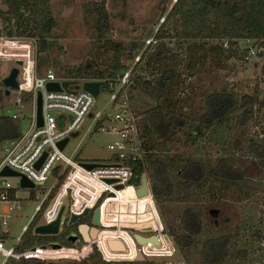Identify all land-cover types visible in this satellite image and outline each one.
I'll list each match as a JSON object with an SVG mask.
<instances>
[{
	"label": "rangeland",
	"instance_id": "374dc122",
	"mask_svg": "<svg viewBox=\"0 0 264 264\" xmlns=\"http://www.w3.org/2000/svg\"><path fill=\"white\" fill-rule=\"evenodd\" d=\"M88 1L90 0H46L53 18V25L44 36V41L41 42L45 46L43 50L35 44L34 37L21 36L20 38V36L0 33L2 37L18 40L13 44L0 46L3 52L0 55L3 58V60L0 59V77L7 73L10 66H18L13 59L4 58L11 57V53L25 51L22 46L24 44H30L29 48H31L38 73L51 69L58 75L66 76L67 69L87 64L89 61L103 67L113 55V44L122 46L119 56L128 67L129 76L134 73L144 78L154 79L155 74H150L151 70L163 65L169 66L173 62L171 52L177 51V44L172 34L179 29L178 20L170 18L163 22L162 28L170 36L165 35L163 38L155 39L154 33L174 0H105L108 14L105 39L112 41L110 46L105 45L103 39L97 36L96 16L86 11ZM27 15L29 20H34L36 16L31 12H27ZM150 43L155 46V50L157 47L161 48V51L166 48L164 54L160 56V60L144 56L139 63L140 68L133 70L138 55ZM190 44H186L181 52L178 51L179 78L185 76L181 72V67ZM243 44V41H239L240 46ZM257 51L259 53L240 61L225 56L216 40L198 42L193 45V65L190 69L191 74L185 77L184 90L180 89V80L171 87V92L177 99L181 100L185 97L195 107L198 106L205 92L215 89L231 91L237 99H241L244 95H252L253 92L256 96L253 112L246 121L239 122L238 116L233 114L221 125L207 130L194 142L185 139L186 128H184L177 131L173 139L165 143L163 148L165 152H179L182 156L190 155L204 160L207 165H210L217 156H225L234 166L241 168L245 175L243 180L235 183H221L206 176L199 186L186 187L175 170L170 171L169 177L174 183L172 194L157 203L154 201V207L164 231L172 240L170 232L181 230L179 219L182 210L187 206L194 207L202 222V229L193 237L192 245L182 249L174 246V257L182 258L186 264H203L200 256L202 241L208 236L223 232L232 234L235 241L231 246L232 254L218 264H257L264 257L262 239L255 240L250 236L256 228L264 230V223L258 218L264 203V158L256 157L249 149L251 142L264 146V73L261 69L264 64V45ZM128 52L131 57L128 56ZM129 84L123 88V91L127 95L128 105H131L133 109L142 110L146 105L157 100L147 93H141V98L138 99L135 92L140 88L128 91ZM112 91L108 87H99L89 114L85 115L79 126L68 135V140L62 148L65 156L90 161H102L109 157L110 150L107 144L114 141L116 135L93 130L92 125L95 113L116 109L110 99ZM129 93L130 96H128ZM18 94L16 88H10L2 100L0 112L9 114L18 110L26 111L18 104ZM51 113L56 114L57 111L52 110ZM139 116L141 118L140 114ZM25 124L26 121L22 120L21 127ZM253 149L257 151L255 147ZM7 180L15 187L20 207L10 212L9 217L5 218L7 227H0V231L4 232L1 234V245L4 248L13 246L17 242L24 227L36 212L35 206L54 184V179L49 178L40 184L44 187L43 190L37 187L32 190L18 187L19 176L10 175L7 176ZM30 191H34V194L30 195ZM65 215L64 212L62 218ZM39 221L44 220L40 218ZM142 233L146 234L150 231ZM238 248L245 251L244 256L236 252ZM120 257L110 260L111 264H147L149 259L141 258V262L135 263L131 261L135 259ZM85 258L86 255L83 257L80 255L77 257L54 256L43 262L46 264H91L90 260ZM152 259L160 261L161 257ZM2 261L3 255L0 252V264Z\"/></svg>",
	"mask_w": 264,
	"mask_h": 264
},
{
	"label": "trees",
	"instance_id": "16d2710c",
	"mask_svg": "<svg viewBox=\"0 0 264 264\" xmlns=\"http://www.w3.org/2000/svg\"><path fill=\"white\" fill-rule=\"evenodd\" d=\"M86 11L96 16L97 36L103 39L105 45L110 46L112 41L105 39L108 27L105 0L88 1ZM27 12L36 15L34 20H29ZM170 18H176L179 22V29L172 34L177 44V51L171 52L173 62L169 66L163 65L151 70L150 74H155L154 79L132 73L128 88V91H133L137 87L140 88L139 91L135 92L138 99L141 98V93H147L157 99L142 110H135L129 105L136 114L141 115L143 154L151 181L152 197L156 203L162 199H167L173 192L174 183L169 177L170 171L175 170L186 187L199 186L206 176L221 183H235L244 179V171L234 166L225 156H217L210 165H207L202 159L190 155L182 156L179 152L167 153L163 148L167 141L173 139L177 131L184 128H186L184 131L185 139L194 142L198 137L203 136L207 130L216 125H221L233 114L238 116L239 122L246 121L253 112V105L256 101L254 92L252 95H244L241 99H237L231 91L224 89L207 91L198 106L195 107L185 97H182L181 100L177 99L171 92V87L180 80V89L184 90L185 77L191 74L190 69L193 65V45L198 42L205 43L208 40H216L225 56L240 61L249 58L250 49H255V54H257L259 53L258 48L264 45V0H174L154 33L155 39L163 38L165 35L170 36L162 28L163 22ZM0 21V33H6L8 36L34 37L35 44H38L40 50L44 49L45 46L41 42L44 41V36L47 35L53 25V18L46 0H0ZM155 39L154 41H156ZM239 41L244 42L243 46L239 45ZM223 42H226V46L222 45ZM188 43L191 44L185 53L186 57L181 67V72L185 76L179 78L178 51L181 52ZM154 47L151 43L146 45L138 55L133 70L139 67L144 56L160 60V56L162 57L166 48L161 51V48L157 47L155 50ZM121 49H123L121 45L113 44V55L103 67H100L96 62L89 61L87 64H80L77 67L67 69L66 76L103 80L104 83L101 87L106 88L108 79L113 80L128 69L120 59L119 51ZM128 56L131 57L130 52H128ZM261 69L264 73V64H262ZM4 87L0 77V110L2 109V100L5 97ZM122 90L119 88L113 102L119 99ZM18 93V100L22 104L30 101L28 92L21 91ZM130 95L129 93L128 96ZM21 121L19 116L12 117L11 113L0 112V143L6 139L19 136ZM254 147L257 151H254ZM249 149L256 157L264 158V146L251 142ZM140 171L141 166L136 164L135 179L139 176ZM30 192V195L34 194V191ZM258 218L264 223V203ZM38 219L39 212L36 211L14 244L16 251L50 242H58L66 246L71 245L67 236L70 232H76V224L63 223L61 229L55 234H37L33 232V227L37 224ZM87 219V216H84L79 218L78 222H85ZM179 223L181 230L177 232L172 230L170 235L174 246L182 249L192 245L193 237L202 229V222L194 207L187 206L182 210ZM250 236L255 240L262 239L264 250V230L261 231L256 228ZM234 241V236L226 232L205 238L200 247L202 263L218 264L221 262L225 257L232 254L231 246ZM236 252L240 256L245 255V251L240 248ZM86 258L90 260L91 264H111L112 261L105 260L95 246ZM131 261L136 263L142 260ZM4 264L46 263L35 258L19 257L14 259L8 257ZM147 264H152V260L148 259ZM257 264H264V257Z\"/></svg>",
	"mask_w": 264,
	"mask_h": 264
},
{
	"label": "built area",
	"instance_id": "2783aa9c",
	"mask_svg": "<svg viewBox=\"0 0 264 264\" xmlns=\"http://www.w3.org/2000/svg\"><path fill=\"white\" fill-rule=\"evenodd\" d=\"M21 38V37H20ZM16 38L0 36V46L13 44ZM30 44L22 45L25 51L11 53V57L4 59H20L18 64L16 80L17 91H26L30 95V101L20 107L26 111L11 112L12 117L19 116L26 121L24 127H20L19 136L6 139L0 143V170L7 167L23 174L34 186L33 189L41 187L40 184L49 178L54 179V184L47 190L46 194L35 206L39 212L37 224L47 223L53 220L62 206L58 231L62 224L87 225L95 227V235H89L87 241L81 238L76 228L79 245L71 242V245L52 247L50 243L33 245L16 251L14 245L4 248L1 245L0 252L3 255L4 264L8 257L18 259L19 257L35 258L40 260L51 259L54 256H87L95 246L105 260H114L126 257L136 259L137 252L142 258H149L152 264H186L182 258H175V247L173 241L164 231L159 215L154 207V200L150 189V177L148 175L147 163L144 158L142 146L143 134L141 118L128 105L125 92L119 95V99L113 102L119 88H124L130 81L128 71L121 76L107 81V87L113 90L110 93L112 105L116 109L103 113H95L92 129L114 133L116 138L107 144L110 155L106 160H84L65 156L62 148L68 140L70 132L74 131L83 117L89 114L94 96L82 87L85 80H99L88 78H71L58 75L51 69L44 72L36 71V64L31 54ZM226 46V42L222 43ZM0 49V55H2ZM255 51L250 49L249 57L254 56ZM0 59L3 60L2 57ZM67 80L65 87L48 90L45 87L47 81ZM103 81V80H102ZM104 83V81H103ZM103 85V84H102ZM101 86V85H100ZM99 86V87H100ZM40 93L41 124L36 122V94ZM57 111L52 114L51 111ZM67 137L62 148L58 142ZM43 155L38 165L35 162ZM91 162L93 166L87 168L83 163ZM141 166V171L135 179V165ZM8 175H0V227L6 228V217L9 213L19 209L20 204L16 197V190L7 180ZM144 177L146 192L137 195L136 191L141 185ZM112 179L107 181L106 179ZM120 184V187H116ZM18 187L19 180H18ZM128 192L125 194V190ZM13 190V192H11ZM50 195V196H49ZM49 196V197H48ZM87 212L78 217L75 222L68 223L71 214H80L84 209ZM98 210V223L93 222L94 210ZM66 213L62 218V214ZM87 216V221L78 222L81 217ZM149 225L150 230H140L141 227ZM25 229V227H24ZM23 229V230H24ZM57 231V232H58ZM150 233H142L148 232ZM134 233L143 236L155 235L157 243H139L134 238ZM89 234V233H88ZM107 239L119 240L123 250L109 249ZM153 257H161V260H153Z\"/></svg>",
	"mask_w": 264,
	"mask_h": 264
},
{
	"label": "water",
	"instance_id": "95a60500",
	"mask_svg": "<svg viewBox=\"0 0 264 264\" xmlns=\"http://www.w3.org/2000/svg\"><path fill=\"white\" fill-rule=\"evenodd\" d=\"M15 64H20L21 61L20 59L14 60ZM18 68L16 65H12L9 67L7 73L1 77V83L5 86L4 87V94H8L10 88H17V80H16V74H17ZM68 81L67 80H62L60 83L56 80L54 81H47L45 83V87L48 90H53V89H60L61 87H65L67 85ZM103 84L102 80H85L82 84V87L86 90H88L93 96H95L98 91H99V86ZM36 122L37 125L41 124V112H40V93L37 92L36 94ZM67 137L62 138L58 142L59 148H62L64 143L66 142ZM43 155L35 162V165L37 166L38 163L40 162L41 158ZM83 165L87 168H90L91 166L94 165V163L87 162L83 163ZM0 175H16L19 176V186L22 188H32L34 184L28 180L23 174L18 173L17 171L11 170L7 167H3L0 170ZM108 182L112 181V179L108 178L106 179ZM120 184H117L116 187H120ZM146 192L145 188V180L144 177L141 178V185L137 189L136 194L137 195H142ZM62 211V206L59 208L55 218L47 223H40L36 224L33 227V232L37 234H55L58 231V225H59V219H60V214ZM87 212V209L85 208L82 213L80 214H71L68 223H73L75 220L80 217L81 215H84ZM93 222L98 223V210H94V215H93ZM78 233L81 235V238L85 241L89 239L90 236L95 235L96 228L95 227H90L88 232H87V225L84 223H78L76 225ZM150 226H144L141 227L140 230H150ZM89 233V234H88ZM134 238L137 242L139 243H144V242H152L154 244L157 243V239L155 235L150 234L149 236H143L139 233H134ZM67 239L70 242H74V244L79 245L81 243L80 239L77 238V235L75 232H70L67 236ZM109 249L111 250H123L124 246L123 244L116 239H107L106 241ZM50 245L52 247H58L59 243L58 242H50ZM142 255L137 252L136 259H141Z\"/></svg>",
	"mask_w": 264,
	"mask_h": 264
},
{
	"label": "bare ground",
	"instance_id": "6f19581e",
	"mask_svg": "<svg viewBox=\"0 0 264 264\" xmlns=\"http://www.w3.org/2000/svg\"><path fill=\"white\" fill-rule=\"evenodd\" d=\"M127 192H128V190H127V188H126L125 193H127Z\"/></svg>",
	"mask_w": 264,
	"mask_h": 264
},
{
	"label": "crops",
	"instance_id": "0c3cea01",
	"mask_svg": "<svg viewBox=\"0 0 264 264\" xmlns=\"http://www.w3.org/2000/svg\"><path fill=\"white\" fill-rule=\"evenodd\" d=\"M126 194V193H125Z\"/></svg>",
	"mask_w": 264,
	"mask_h": 264
}]
</instances>
